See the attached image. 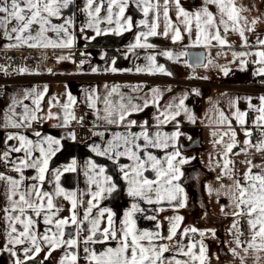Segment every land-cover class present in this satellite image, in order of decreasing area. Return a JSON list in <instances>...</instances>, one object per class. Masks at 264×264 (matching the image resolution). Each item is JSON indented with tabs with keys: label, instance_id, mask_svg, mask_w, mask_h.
Masks as SVG:
<instances>
[{
	"label": "snow or ice",
	"instance_id": "6c2138e0",
	"mask_svg": "<svg viewBox=\"0 0 264 264\" xmlns=\"http://www.w3.org/2000/svg\"><path fill=\"white\" fill-rule=\"evenodd\" d=\"M74 5L75 0H0V38L7 41L0 50L72 49L76 43V36L72 31L74 20L71 15H65V10H70ZM133 5L142 14V18L135 22L131 15H126ZM210 6H215L216 12L210 10ZM77 8L86 17L85 23L80 26L81 32L90 30L95 36H121L133 31V28L137 29L134 42L128 46V53L135 54L137 49L146 50L144 59L147 64L136 67L135 72L148 75L172 74L165 65L158 63V56L179 63L189 55L187 51H156L159 46L151 42V38L170 39L172 44H183L187 39L185 48H210L216 45L224 47L228 45L226 34L231 31L237 33L243 41L242 46L247 47L245 32L254 31L258 23V19H253L249 25L247 17L241 14L249 9L238 7L235 0H203V6L196 11L187 10L181 0H84L83 7ZM54 20L62 22L54 23ZM102 24L107 27L102 28ZM95 36L85 39H95ZM258 44L264 47V40L258 39ZM252 54L232 53L234 59ZM254 55L257 57L256 62L262 65L257 69V74L264 76V50H258ZM103 58L102 56L101 59ZM71 59V56L61 55L57 57V63ZM195 59L201 61L203 57ZM208 63H212L211 59ZM245 63L242 60L241 66ZM83 64L82 61L78 65L79 70L83 69ZM112 64H115L114 59ZM199 66L207 67L202 63ZM8 67L11 65L0 66V71L7 72ZM221 70L225 75L228 74V69ZM15 71L20 75L40 74L38 70L30 72L26 67H18ZM98 71L97 67L91 68L94 74ZM105 71L116 73L119 70L112 66ZM48 72L51 74L52 69H48ZM131 91L137 95L122 92L119 85L111 88L105 85L103 96L97 88L86 89L84 96L86 107L95 117L93 129H104H90L92 135L99 137L101 141L90 145V151L116 165L119 179L125 182L127 195L131 198L130 207L119 219L113 209L101 206L117 189L114 177L108 174L104 165L89 159L84 170L87 190L79 194L66 190L61 186V177L65 172L76 171V160L73 159L63 168H50L52 158L60 151L61 138L35 131L33 135L36 139L33 140L21 131L44 119H54L57 121L54 126L62 128L70 127L72 121L83 124L84 117L78 119L74 112L78 103L76 97L71 92H66V101L63 103L58 97H51L46 115L42 103L48 93L47 85L43 89H24L22 98H11L0 115V128L17 130L7 132L4 150L0 151V163L8 171L17 174L10 176L0 172V184L3 185L0 196L4 201L0 206V234L3 236L0 253H8L11 264H44L54 251L60 249L63 250V255L58 264H79L81 258L86 264H205L207 248L203 240L190 241L187 245L175 240L183 217L176 215L164 218L169 223L166 236L162 233L159 217V213L167 210L165 206L178 210L187 205L185 189L179 181L184 175L182 166L190 160L182 155L178 147L183 133L177 120L183 112L190 122L195 123L196 117L185 106L187 94L178 103L170 102L162 107L160 89L151 88L150 95L144 93L143 96L139 95L143 92L139 85L134 86ZM259 100V107L249 103V108L258 113L253 126L260 130V139L253 143L252 132L245 129L244 149L234 153L235 155L247 156L249 149L264 153V96ZM25 101H30V104ZM101 104L103 107H100ZM150 106L157 108L154 125L130 119L133 114ZM53 107L59 111L53 113ZM245 117L246 113L238 109L233 114V118L241 126L246 124ZM227 119L221 112L220 121ZM172 122L176 123V130L171 133L163 131L164 126ZM137 128L139 131L134 130ZM227 135H230L231 142L226 145L221 177L233 179V161L229 154H233V149L237 147L236 132L223 133L215 143H222L223 136ZM64 138L75 140L76 134L69 132ZM11 141L16 143H9ZM156 152L163 155H157ZM13 153L20 155L13 156ZM122 160L128 163H122ZM245 163L248 167L242 173L243 180L235 179L234 189L229 187L226 195L235 208L232 215L246 218L250 235L241 238L245 237V233L239 227L240 220H236L232 224V229L235 230V247L230 249V254L234 259H239L240 264H246L252 253L254 264H260L264 260L261 255L264 253V168L253 164L251 160ZM254 168L261 170L254 172ZM28 170H33L35 174L26 175ZM208 192L209 195L213 192L210 186ZM216 195H220L218 190ZM84 196L88 199L85 200ZM59 199L70 205L68 216L61 215L64 208L58 203ZM143 205L155 207L146 209ZM224 207L226 206L221 207V211ZM78 209H82V212ZM149 212L152 214H147ZM140 216L155 221L154 229L139 228L137 221ZM189 233L205 236L204 231L191 227L183 229L181 238ZM212 235L215 236L214 230ZM164 241L175 243L170 247ZM96 245L105 247L97 249L94 247ZM237 249L243 252L242 256ZM170 251L174 255L166 259L164 254ZM42 253L43 260H40ZM181 255L187 259H177Z\"/></svg>",
	"mask_w": 264,
	"mask_h": 264
},
{
	"label": "crops",
	"instance_id": "0c3cea01",
	"mask_svg": "<svg viewBox=\"0 0 264 264\" xmlns=\"http://www.w3.org/2000/svg\"><path fill=\"white\" fill-rule=\"evenodd\" d=\"M183 6L189 11H196L203 6V0H181ZM236 5L238 7L243 6L248 11H244L241 14L247 17L249 21V25L253 19H258V23L255 26V30L252 32H245L247 36L248 46H242L243 41L237 33L229 32L226 34V39L228 41V45L221 47L216 45L210 48L204 47H188L185 48L184 45L188 43V40L185 39L183 44H172L170 39H164L162 37H155L161 39L165 43L171 44L172 46L167 47H159L156 51H161L164 49L172 50V51H187L188 49H203L205 51V57L207 52L213 53H221L224 58L222 59L224 62H220L223 65H241L240 59H234L232 57H228L233 52H247V51H258L264 50V47L258 44V39L264 40V0H235ZM84 0H75V5L70 10H65V15H71L74 20V34L76 36L75 46L79 51L84 52L88 51L90 55V59L84 61L83 69L79 70L78 65L79 62H74L71 60H64L57 63V57L61 55L70 56L71 49H51L54 52V66L52 68H44L42 66H36L30 72L39 71V75L35 74H23L18 75L12 79H4V82L1 83L3 87L2 94L0 95V115H2L3 110L8 106L11 102V98L13 96H20L22 98V92L24 89H31L36 87L38 89H43L45 85L48 87V93L44 98L42 103V107L44 109V114H47L48 111V100L56 96L60 99L61 103L66 101V92H71V94L76 97L78 103L82 104L86 109V122L90 129L94 131H103V128L93 129V123H95V117L92 114V111L86 107L84 103L85 90L89 88H97L101 96L105 94V85L109 88L115 85L120 86V90L124 93L130 95H137L136 93H132L131 89L134 86H141L143 88V92L139 93V95L143 96L144 93H149L151 88H158L161 90L162 98L160 100V105L166 106L170 102L178 103L179 99L182 98L185 94H187V99L185 100V106L189 109V111L196 117L195 123L190 122L187 119V116L182 112L181 116L177 118L180 122V131L182 133H188V131H195L196 133L191 138H181L178 142V147L180 149V145L184 146L181 148L182 155H185L189 150L185 148L187 145H192L194 141H196V149H200L202 153H206L208 149V145L204 143L205 132L206 130L215 129L221 133V135L225 132H236V138L240 135L245 129L250 130L252 134L257 135L256 139L252 141L256 143L260 139V130L253 126V122L258 113L249 108V103L254 107H259L261 96H264V90L256 91L251 89H242L244 84L254 81L258 78H264V76H255L251 73L253 68L256 66L255 63L251 62L250 58L242 59L246 61L243 65L244 69H248L247 75L244 74H234L233 72H228L227 75L222 74V78L217 80L216 82H208L205 80H190L188 77L183 78L180 72L177 70L176 64L165 59L163 56H158L157 61L159 64L165 65L166 69L170 71L171 75H148L146 73H136V67H144L147 64V61L144 59L147 52L144 49H137L135 54L128 53V46L130 43L134 42V37L137 29L133 28L131 32H125L121 36L116 35H100L95 36V33L90 30H86L84 32L79 31L80 26L85 23L86 17L83 12H80L77 8L83 7ZM210 10L216 12L215 6H210ZM105 13H102L104 15ZM126 15H131L135 21H138L142 18V14L135 8L133 5L127 11ZM173 18L175 17V13H172ZM54 23H61L62 21L54 20ZM243 23V22H241ZM101 27H107V25L102 24ZM222 31V29H221ZM50 36H54V34L49 33ZM95 39H85V37H93ZM151 38V42H152ZM7 43L6 40L0 38V49L3 48V45ZM215 44V42H213ZM151 51V50H148ZM104 57L101 59V57ZM139 56V58H137ZM127 57V58H126ZM113 59L115 60V64H112ZM205 60V59H204ZM219 63V62H218ZM116 67L119 71L116 73H112L110 71H105V69L109 67ZM97 67L99 69L98 73H92L91 68ZM48 69H52V73L48 72ZM131 69L132 71H127ZM1 78V77H0ZM219 78V77H218ZM68 82H74L67 84ZM67 86V87H66ZM201 88V89H200ZM171 89V91H168ZM213 89V91H210ZM195 92H201L204 96V104L207 99L211 96H215L216 103L220 111L215 112L218 115V119L220 120V113L222 112L228 119L217 123H209L207 122L208 117L212 113V111H208V108H203L202 112L203 119L199 117L197 110V94ZM150 95V93H149ZM233 102H235V107H233ZM25 103L30 104V101H25ZM100 107H103L101 104ZM195 107V108H194ZM237 109L241 112L246 113V124L241 126L237 120L233 118V114L237 111ZM59 109L56 107L52 108V112L56 113ZM157 108L155 106H150L144 111L133 114L130 119H135L138 122L147 121L150 124H155L154 117L157 115ZM57 124V121L54 119H44L40 122L33 123L32 127L26 130H21L26 134L29 138L35 140L36 137L33 135L35 131L41 132L42 135H50L56 138H61V148L60 151L52 158L50 163V168H63L64 166L70 164L73 159L77 162L76 171L74 172H65L61 177V186L69 191H76L78 194L81 191H86L88 188L86 182V176L84 175L85 165L89 159L94 160L95 162L104 165L108 169V174L114 177V182L117 184V189L113 192L107 199H105L101 206L109 207L113 209V211L117 214V218H122L123 213L126 209L130 207L131 198L127 195V186L125 182L119 179V171L110 160H106L104 157L95 156L93 152L90 151V145L93 143H101L100 138L97 136H91L85 141L81 143H77L76 140L71 138H64L66 134L69 132H74L71 125L68 128L56 127L54 125ZM231 125V127H229ZM189 128L192 130H185ZM113 131L119 129H112ZM135 131H139V129H134ZM176 130V123L172 122L164 126L163 131L171 133ZM258 130V132H257ZM17 131L13 129H2L0 128V151L4 150V140L6 138L7 132ZM252 135V136H253ZM230 136V135H227ZM227 136H223V140L230 143ZM246 137L244 136V140ZM9 143H16L15 141H11ZM241 150L238 144L237 147L233 149V154L238 153ZM171 151V149H169ZM157 155H163V153L156 152ZM232 154V155H233ZM20 154L13 153V156H17ZM190 158V157H187ZM251 160L253 164L260 165L264 168V153H257L255 149H249L248 155H233L232 161L235 167L236 175L235 179L243 180L242 173L246 171L248 165L245 161ZM204 161V160H203ZM122 163H128L126 160H122ZM191 163V162H190ZM188 164L182 167V171L184 173L183 177L179 181V183L184 185L185 194L187 196V205L185 207V212L189 213L193 211L190 205V200L203 199L205 197V192L199 190H194L193 185H200V183L207 179V173H202V170L198 168V163L194 165ZM216 165H219L216 163ZM260 168H254V172H259ZM192 172L191 176H188V172ZM6 174V173H5ZM35 172L33 170H28L26 175H34ZM10 176H16V173L6 174ZM185 178V180H184ZM234 179V180H235ZM184 180V181H183ZM193 183V185H192ZM183 187V186H182ZM198 188V186H196ZM3 185L0 184V190H2ZM194 192V195H193ZM84 199L87 200L88 197L84 196ZM3 197L0 196V206L3 205ZM58 203L61 204L64 208V211L61 213L62 216H68V208L70 205L67 201L63 199H59ZM144 208L149 209L155 206L143 205ZM166 211L159 213V217L161 219L162 225V233L163 235L168 234L169 223L165 217H173L178 214L177 210H173L170 207H167ZM202 207V208H201ZM197 207L194 211L201 210L204 215L203 219L206 216L207 208L201 206ZM190 208V210H189ZM181 209V208H180ZM78 211L82 212V209H78ZM147 214H152L151 212ZM215 217L211 216L210 220H213ZM234 220H240L239 227L245 233V237H241L242 239L248 237L250 235L247 220L242 217H234ZM138 227L141 229L153 230L155 226V221H150L145 219L143 216L138 218ZM226 223V224H225ZM219 225V224H217ZM232 226L230 222H221L220 229L223 227ZM181 227V226H180ZM184 227L180 228V232H178L176 241H180L183 245H187L190 241H200V238H181L180 233L183 231ZM190 234V233H189ZM235 239V238H234ZM234 239L229 241H218L217 244L213 247V252L209 253L208 261L206 264H240L239 259H234L231 254L223 248L226 246L235 247ZM3 240L2 234H0V241ZM164 243H168L170 247L175 243L164 241ZM206 246V244H204ZM113 246L115 243L113 242ZM83 246H81L82 249ZM97 249L105 247L104 245H96L94 246ZM214 249H219L217 255L213 254ZM198 251V249H197ZM239 253V249H237ZM43 253L39 257L40 260H43ZM63 255V250L54 251L51 257L44 261V264H58L60 257ZM174 255L173 251L167 252L164 254L165 258H171ZM253 254L250 253L249 256L251 258ZM264 256V253H261ZM81 256L83 253L81 251ZM177 259H187L184 256H177ZM0 264H11V257L8 253H0ZM79 264H86L84 259L79 260ZM250 264H254L253 259L251 258ZM260 264H264V260L260 261Z\"/></svg>",
	"mask_w": 264,
	"mask_h": 264
},
{
	"label": "rangeland",
	"instance_id": "374dc122",
	"mask_svg": "<svg viewBox=\"0 0 264 264\" xmlns=\"http://www.w3.org/2000/svg\"><path fill=\"white\" fill-rule=\"evenodd\" d=\"M174 52H179V51H174ZM255 52L256 51L254 52L247 51L245 53H253V54L240 57L238 59H240V62H241L242 59L250 58L251 62L255 63L254 65H256L251 71V73L255 76H259L257 74V69L261 67L262 65L256 62L257 57L254 55ZM236 53H240V52H236ZM228 57L233 58L232 53L231 55H228ZM223 58L224 56L221 53L207 52L205 61H204V65H207V67H202V66L201 67H189L186 64L185 57L182 58L181 62L174 63V64H176L177 70L180 72L183 78L188 77L190 80H200V81L205 80L207 81V83L213 82V81L216 82L217 80H220L222 78V74L224 73L221 70L222 68H226L228 69V72H233L234 74H244L245 76L247 75L248 69H244L241 65L221 64L220 62H224L222 60ZM209 59H211L212 61L211 64L208 63ZM69 83L73 84L74 82H68L67 84ZM2 87H4V85ZM210 91H213V89H211ZM197 98H198L197 110H199L198 111L199 117L203 119L205 116H203L200 110L202 111L203 108H208L209 109L208 111H212V113L208 117L207 122L217 123L218 121L219 123L220 120L217 118L218 115L215 112L220 111V109L218 108V105L216 103L215 96L209 97V99L206 100L205 104H204V101H205L204 96L203 94H201V92H199V94L197 95ZM188 129L189 128L185 130H188ZM189 130H192V129H189ZM189 132H193V135L196 133L195 131H188L187 134L183 133L181 138H191L192 133H189ZM204 132L206 134L204 138V143L208 145V149L206 150V153L205 152L202 153V151L200 149H196V147L191 148V145H187L185 148H188L189 150L186 152L184 156L190 157L189 158L191 162V163L189 162L190 164L194 165L195 163H198V168L202 170V172L200 173L201 175L202 173H205V172L207 173L206 181L203 180L200 183V185L198 183V185H196L198 186V188L192 183L194 190L201 189V191L205 192V197L203 199L198 197L199 199L197 200H195V198L193 200H190V205L192 207L191 209L193 211H190L189 213H187L185 212V207H184V208L177 210L178 212L177 215L183 217V220L181 221V224H180L181 227H184V228L195 227L198 230L205 232V236L204 237L199 236V238L200 240H203L204 244H206V248H207V259L205 260V264H206V262L208 261L209 253L213 252V247L215 246V244L218 243V241L223 240L227 242L235 238V230L232 229V226L225 227L224 225L223 227L224 230H222V228L220 229L219 227H220L221 222H230L231 225L235 222L234 220L235 216L232 215V213L235 211V208L233 206V202L229 199L226 193L229 187H232L234 189L233 181L235 179L236 171L233 165L232 166L233 167V172H232L233 179H228L227 177H221V169L224 163L223 157H224V152H225L226 145L228 144V142L223 140L222 143L216 144L215 141L221 138V133L215 129L206 130ZM244 136H245L244 132L242 131L240 135L236 138L237 144L239 148H241V150L244 149V143H243ZM227 137L229 140L231 139L230 136H227ZM183 147L184 146L180 145V150ZM241 150L239 152H241ZM233 155L229 154V158L231 160H232ZM193 157L194 159H192ZM189 163L183 165L182 167L188 165ZM216 163H218L220 167H218ZM182 186L184 188V185ZM209 186L213 189V192L211 195H209V192H208ZM217 190L220 192L219 196L216 195ZM193 195H194V192H193ZM205 205L207 208V213H206L205 218L203 219L204 213L201 210L194 211V209L197 207L200 208L201 206L205 207ZM222 206H226L224 207L223 211H221ZM211 216L215 218L213 220H210ZM213 230L215 231V236L212 235ZM231 248H234V246L233 247L226 246V248H223V250L230 253ZM214 250L215 251L213 254L217 255L219 252V249H214ZM240 255L242 256L243 252L240 253ZM250 261H251V258H249L246 261V264H250Z\"/></svg>",
	"mask_w": 264,
	"mask_h": 264
},
{
	"label": "built area",
	"instance_id": "2783aa9c",
	"mask_svg": "<svg viewBox=\"0 0 264 264\" xmlns=\"http://www.w3.org/2000/svg\"><path fill=\"white\" fill-rule=\"evenodd\" d=\"M88 50V49H87ZM84 52L79 51L76 47H73L70 52V56L74 62L81 63L82 61H87L90 59L88 51ZM84 53V55H81ZM43 60L41 61V58ZM7 72L0 71V95L2 94L3 87L1 85L4 82V79H12L17 77L19 74L16 73L15 69L18 67H26L29 71L33 70L36 66H42L44 68H52L54 66V52L50 49H13L11 51L0 50V66H9ZM242 89H251L256 91L264 90V78H258L254 81L244 84ZM74 112L77 118L84 117L83 124L72 121L71 127L76 134V142L81 143L85 142L90 136L91 131L90 127L86 122V109L85 107L77 103L74 107ZM0 172L6 174H12L13 172L8 171L3 163H0Z\"/></svg>",
	"mask_w": 264,
	"mask_h": 264
},
{
	"label": "water",
	"instance_id": "95a60500",
	"mask_svg": "<svg viewBox=\"0 0 264 264\" xmlns=\"http://www.w3.org/2000/svg\"><path fill=\"white\" fill-rule=\"evenodd\" d=\"M188 56L185 57L186 60V64L189 67H201L199 66V64H204V59H205V51L203 49H188ZM196 57H203V59L201 61H197L195 58ZM191 65V66H190ZM196 146L195 145H191V148H194Z\"/></svg>",
	"mask_w": 264,
	"mask_h": 264
},
{
	"label": "trees",
	"instance_id": "16d2710c",
	"mask_svg": "<svg viewBox=\"0 0 264 264\" xmlns=\"http://www.w3.org/2000/svg\"><path fill=\"white\" fill-rule=\"evenodd\" d=\"M152 42L153 43H155V44H157V45H159L160 47H167V46H172L171 44H168V43H165L164 41H162L161 39H158V38H153L152 39ZM257 132H258V130H257ZM256 137H257V135H253L252 136V141H254L255 139H256ZM186 238H198L199 237V235L198 234H193V233H190V234H188V236H185Z\"/></svg>",
	"mask_w": 264,
	"mask_h": 264
},
{
	"label": "flooded vegetation",
	"instance_id": "af4514ba",
	"mask_svg": "<svg viewBox=\"0 0 264 264\" xmlns=\"http://www.w3.org/2000/svg\"><path fill=\"white\" fill-rule=\"evenodd\" d=\"M196 141L193 142V145H195ZM188 176L190 177L191 176V172L189 171L188 172Z\"/></svg>",
	"mask_w": 264,
	"mask_h": 264
}]
</instances>
